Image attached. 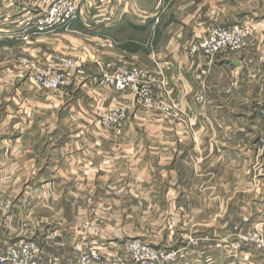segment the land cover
I'll return each instance as SVG.
<instances>
[{
    "label": "crops",
    "instance_id": "0c3cea01",
    "mask_svg": "<svg viewBox=\"0 0 264 264\" xmlns=\"http://www.w3.org/2000/svg\"><path fill=\"white\" fill-rule=\"evenodd\" d=\"M111 4L114 23L104 5L100 20L81 9L70 30L22 49L52 70L75 60L65 87L1 73L0 199L17 201L0 216V247L4 234L27 237L42 264H76L84 251L112 257L139 241L180 250L177 264H248L245 252L231 261L223 248L246 232L247 200H264V0ZM241 23L252 28L241 52L212 66L189 54L210 26ZM117 67L143 71L174 112L99 84ZM114 108L126 114L119 133L98 123ZM252 216L253 225L264 219L257 207Z\"/></svg>",
    "mask_w": 264,
    "mask_h": 264
},
{
    "label": "built area",
    "instance_id": "2783aa9c",
    "mask_svg": "<svg viewBox=\"0 0 264 264\" xmlns=\"http://www.w3.org/2000/svg\"><path fill=\"white\" fill-rule=\"evenodd\" d=\"M81 1L48 0L42 7L38 8L39 10H35L36 12L24 11L21 17L13 21L11 29L5 31L0 26V40L13 37L28 39L56 30H68L78 19V8ZM100 8L101 6H97L98 10ZM104 16L109 23H114L115 18H117L115 11ZM96 18V20H100L101 15L97 14ZM87 19L93 20L94 18ZM251 30L250 26L244 23L211 26L206 37L190 47L189 54L191 56L200 54L208 60L209 64H212L214 58L220 54L227 55L244 50ZM73 67V62L66 60L56 71L49 69L46 72L38 69L36 74L37 85L52 91L61 89L67 85ZM99 82L116 92L134 91L140 104L146 109L151 110L157 107V102L150 88L152 79L139 69L117 67L113 71L104 72L99 78ZM124 119L125 113L121 109L113 113L101 112L100 114V123L105 127H113L117 131H120L119 128H121ZM251 242H254L258 248L263 246V240L260 239L259 235H254L252 238L240 236L232 242L231 250L234 254H238ZM180 255V250L170 251L150 247L139 241H129L124 245L121 255L108 257L99 250H87L80 254L77 264H177ZM0 264H42L40 247L34 241L22 242L7 249L5 255L0 256Z\"/></svg>",
    "mask_w": 264,
    "mask_h": 264
},
{
    "label": "rangeland",
    "instance_id": "374dc122",
    "mask_svg": "<svg viewBox=\"0 0 264 264\" xmlns=\"http://www.w3.org/2000/svg\"><path fill=\"white\" fill-rule=\"evenodd\" d=\"M46 1H48V0H12V1L11 0H5V1L1 0V3H0V22H1L0 26H1V29L5 30V31L11 29L13 21H15V19L21 17L22 16L21 14L24 11L36 12L37 10H39L38 8L40 6L42 7L46 3ZM111 1L114 2V0H103V1L102 0H82L80 5H79L78 11L80 12L81 9L84 10V12H83L84 14H82V16H83L82 18H96V15L98 14L97 12L99 11L97 9V6L104 5V8L106 9V13H109V11L110 12L115 11V9L113 10V7H112L113 4H111L112 3ZM79 12H78L77 18H81V15L79 14ZM244 24H247V23H244ZM214 25H222V24H214ZM214 25H212V26H214ZM247 25H249V24H247ZM250 28H251V26H250ZM76 29L77 30H80V29L83 30L80 26H77L75 28V30ZM38 36H40V35H38ZM38 36H32L31 38H28V39L13 37V38L0 40V77L2 78L3 76L1 75V73L4 70L8 69V70H10V72L12 74L14 72L15 75H17V76H21L24 78H32L34 83H36L37 89L52 91V90L40 88L37 85V81H36V74H37L38 69L44 70L47 72L50 68L46 67L45 65H42V64H37L31 58L30 55H27L24 53V51H22V49L27 44H30V42L32 40H34L35 38H37ZM195 43H193V44H195ZM221 55H223V54H220L216 58H214L212 64H209L208 60L204 58L206 63H207V66H212L215 63L216 59ZM227 55H229V54H227ZM66 60H71L73 62L74 67H73L72 71L74 72V70L77 68V62L75 60H73L72 58L68 57L63 61V63ZM58 69H55V70L50 69V70L56 71ZM73 72L71 73L70 79L73 76ZM99 84H100V82H99ZM232 86L234 87V84H232ZM58 90H60V89H58ZM54 91H57V90H54ZM195 100L197 102H201L202 97L198 96L195 98ZM156 102H157L156 109H151V110H158V111L163 112V113H173L174 112V106L175 105L172 101H169L168 105L163 104L162 101H160V100H156ZM159 106H161V107H159ZM164 108H166L167 110H165ZM118 109H121V108H114V109L108 111V113H113ZM121 110H123V109H121ZM147 110H149V109H147ZM125 118H126V114H125ZM124 121H125V119H124ZM124 121H123V123H124ZM98 123L100 124V126L105 127L104 125H102L100 123V117H99ZM123 123H122V125H123ZM107 128H112L118 133L120 132V131H117L113 127H107ZM119 129L121 130V128H119ZM43 139H44V136H41V137L39 136V142L42 141ZM248 154H251V152H247V155ZM262 157H264V151H262ZM248 169H249V167L247 165V170ZM248 187H250V186L247 183V188ZM15 201H17V200H15ZM15 201H13L12 199H8V198H6V199L1 198L0 199V205H1L0 216L1 217L7 215V213H9L12 210V207H13ZM247 203H248L247 204L248 207L251 206L252 211H250V210L247 211L246 232L244 234H242L241 236H248V237L252 238L254 235H259L260 239L263 240V246L258 248L254 242H251L250 244L245 246L244 249L241 250L238 254H234V252H232V250H231V244L233 241H230L223 248L224 257L226 259H230L232 261L234 259H237L239 254L245 252L246 253L245 255H247V257H248V259H247V261L249 262L248 264H254L255 261L257 262V264H264V219L262 220V223H258L256 225H253L252 224L253 222L251 221L253 219V216H252L253 208H256V207L259 208V212L261 211L263 213L262 217L264 218V200H261V196H259V197H257V199H255V198L248 199ZM258 204L262 205V206L258 207L257 206ZM19 228H22L21 230H23V229L26 230V229H29V226H25V224H23L22 226L20 225ZM6 230H7V228H6ZM4 235H5V244L0 247V256L5 255L6 250L11 248V247L17 246L18 244H20L22 242H31L32 241V240H29V238H27V237H25V238L20 237V238L13 239V237L8 236L7 234H4ZM166 250H168V249H166ZM169 250L173 251L174 249H169ZM41 255H42V250L40 248V261H41ZM41 263H42V261H41ZM76 264H77V262H76Z\"/></svg>",
    "mask_w": 264,
    "mask_h": 264
}]
</instances>
